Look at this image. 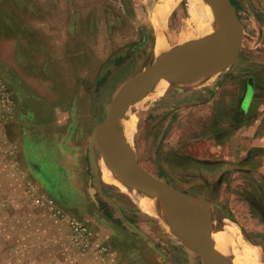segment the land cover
Here are the masks:
<instances>
[{
	"label": "rangeland",
	"instance_id": "374dc122",
	"mask_svg": "<svg viewBox=\"0 0 264 264\" xmlns=\"http://www.w3.org/2000/svg\"><path fill=\"white\" fill-rule=\"evenodd\" d=\"M160 1L0 0V264H206L89 162L119 90L161 57L157 25L165 54L202 29L193 0L164 15ZM230 2L237 63L210 86L141 93L123 136L149 174L220 206L264 262V0Z\"/></svg>",
	"mask_w": 264,
	"mask_h": 264
},
{
	"label": "water",
	"instance_id": "95a60500",
	"mask_svg": "<svg viewBox=\"0 0 264 264\" xmlns=\"http://www.w3.org/2000/svg\"><path fill=\"white\" fill-rule=\"evenodd\" d=\"M215 7V21L211 35L193 48L179 49L157 59L148 69L126 83L115 96L106 120L98 125L92 134L88 146V155L94 176L100 173L93 155L97 147L118 170L128 185L142 194L162 203L174 216L185 237L184 244L197 253L206 264H225L216 250L210 233L198 222L194 206L204 205L221 211L222 208L206 200L196 198L172 188L158 180L131 155L124 136L119 133V119L132 99L141 93L172 79L187 76L210 75L232 68L238 61L243 39V26L237 17L230 0H210ZM228 38V45L217 44ZM253 96L252 79L244 101L250 103ZM138 234L143 235L133 224L128 223ZM151 247L167 262L166 257L154 244Z\"/></svg>",
	"mask_w": 264,
	"mask_h": 264
},
{
	"label": "bare ground",
	"instance_id": "6f19581e",
	"mask_svg": "<svg viewBox=\"0 0 264 264\" xmlns=\"http://www.w3.org/2000/svg\"><path fill=\"white\" fill-rule=\"evenodd\" d=\"M192 2H195L197 5L193 10L191 17H193L196 22H202L203 25L197 37L192 36L193 34L182 36L181 42L185 48H188V46H191L196 42H203L206 40L209 37V34L211 35L214 27L215 7L212 2L210 0H193ZM160 3V13L164 15L171 8L170 5L174 4V0H161ZM157 27L158 44L156 47V56L160 57L166 55L163 48L164 30L160 27V24H158ZM228 41L229 39L225 37L217 44V46L225 47L228 45ZM220 73L221 71L217 70L210 75H192L165 81L143 92V97L145 99L157 95L158 92L169 87L192 90L202 86H210L215 82ZM135 98L131 100L127 109L123 112L122 116H120L118 130L122 135H124L123 123L125 116L131 111V108L136 107L138 103ZM131 117H129V115L126 117L127 121L130 123L132 121L130 119ZM128 119H130V121ZM129 152L133 156L131 148H129ZM93 155L99 168L100 177L105 183L117 186L123 194L134 198L136 206L143 213L157 220L170 236L183 241L182 243L185 242L186 239L181 232L176 219L162 203L142 194L140 191L128 185L118 170L113 167L112 163L97 147L94 149ZM194 211L200 225L212 236L216 250L225 264H264L260 248L252 244L241 243L238 241L239 237L234 228L236 224L227 220L224 215H221L219 210H214L212 207L204 205H195Z\"/></svg>",
	"mask_w": 264,
	"mask_h": 264
},
{
	"label": "crops",
	"instance_id": "0c3cea01",
	"mask_svg": "<svg viewBox=\"0 0 264 264\" xmlns=\"http://www.w3.org/2000/svg\"><path fill=\"white\" fill-rule=\"evenodd\" d=\"M156 52H157V51H156ZM247 92H248V91H247ZM246 94H247V93H246ZM252 101H253V97H252V100L250 101V103L248 104V109L251 108ZM243 103H244V100H243V102H242V109L244 110V112H247L248 109H246V110L244 109V104H243ZM182 242H183V241H182Z\"/></svg>",
	"mask_w": 264,
	"mask_h": 264
},
{
	"label": "flooded vegetation",
	"instance_id": "af4514ba",
	"mask_svg": "<svg viewBox=\"0 0 264 264\" xmlns=\"http://www.w3.org/2000/svg\"><path fill=\"white\" fill-rule=\"evenodd\" d=\"M245 98H246V95H245ZM245 98H244V101H245ZM244 104V103H243Z\"/></svg>",
	"mask_w": 264,
	"mask_h": 264
}]
</instances>
